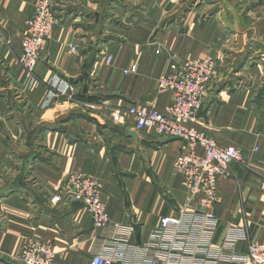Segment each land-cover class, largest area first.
I'll use <instances>...</instances> for the list:
<instances>
[{
	"label": "crops",
	"instance_id": "0c3cea01",
	"mask_svg": "<svg viewBox=\"0 0 264 264\" xmlns=\"http://www.w3.org/2000/svg\"><path fill=\"white\" fill-rule=\"evenodd\" d=\"M36 1L0 0V264H21L30 239L50 244L53 264H88L106 232L92 227L81 203L51 201L75 170L102 183L107 213L122 231L133 226L125 264H146L148 234L198 203L172 168L181 142L136 130L127 109L163 110L172 94L158 87V76L174 60L206 53L217 74L195 125L244 154L218 181L220 224L208 246L217 264H230L229 238L237 256L250 240H264L263 1L58 0L59 24L30 89L17 57ZM132 63L138 72L125 73ZM54 81L71 85L73 100L47 98Z\"/></svg>",
	"mask_w": 264,
	"mask_h": 264
},
{
	"label": "built area",
	"instance_id": "2783aa9c",
	"mask_svg": "<svg viewBox=\"0 0 264 264\" xmlns=\"http://www.w3.org/2000/svg\"><path fill=\"white\" fill-rule=\"evenodd\" d=\"M53 7V0H37L25 21L17 62L29 87L38 83L35 70L40 51L59 24ZM68 49L71 54H78L75 43L68 44ZM105 61L110 62L111 55H107ZM124 72L136 74L138 64L132 63ZM216 74V59L211 53L174 60L157 79L160 89L171 92V103L163 110L146 105H131L127 109L134 118L136 130H152L161 138L181 142L172 168L181 176V184L191 199L198 203L196 209H191L188 204L179 210L178 215L166 217L162 226L148 234L145 242L141 243L146 253V264H217L218 257L209 247L220 224L213 209L217 184L221 177L227 176L229 164L243 161L244 154L235 146L220 145L214 137L195 125ZM73 93L68 83L54 81L50 84L47 98L70 101L74 98ZM252 151H259V146L252 147ZM62 197L81 203L91 216L92 227L106 232L104 242L92 253L88 264H125V245L134 228L127 225L122 231L119 224L111 220L102 184L94 177L75 170L68 175L65 185L52 196L51 201L58 202ZM232 243L233 238H229L228 249L233 254L230 264H264V240H250L248 252L241 256L232 251ZM20 259L21 264H53L54 251L48 242L30 239L22 246Z\"/></svg>",
	"mask_w": 264,
	"mask_h": 264
},
{
	"label": "rangeland",
	"instance_id": "374dc122",
	"mask_svg": "<svg viewBox=\"0 0 264 264\" xmlns=\"http://www.w3.org/2000/svg\"><path fill=\"white\" fill-rule=\"evenodd\" d=\"M56 1H58V0H53V6H55V4H56ZM58 4V3H57ZM55 8L56 7H54V11H55ZM55 14H56V12H55ZM124 26H126L125 24H123ZM27 87L28 88H30L31 89V87H29V85H27ZM54 99H59V98H54ZM64 99V98H63ZM205 131V130H204ZM206 132V131H205ZM207 133V132H206ZM209 135V134H208ZM211 136V135H210ZM213 137V136H212ZM254 146H256V145H254ZM253 146V147H254ZM96 179V178H95ZM99 181V180H98ZM100 182V181H99ZM101 183V182H100ZM102 184V183H101ZM103 186V185H102ZM92 256V255H91Z\"/></svg>",
	"mask_w": 264,
	"mask_h": 264
}]
</instances>
